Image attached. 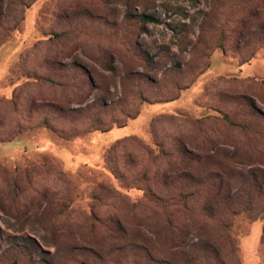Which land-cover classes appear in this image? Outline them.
<instances>
[{"label": "rangeland", "instance_id": "374dc122", "mask_svg": "<svg viewBox=\"0 0 264 264\" xmlns=\"http://www.w3.org/2000/svg\"><path fill=\"white\" fill-rule=\"evenodd\" d=\"M0 264H264V0H0Z\"/></svg>", "mask_w": 264, "mask_h": 264}, {"label": "trees", "instance_id": "16d2710c", "mask_svg": "<svg viewBox=\"0 0 264 264\" xmlns=\"http://www.w3.org/2000/svg\"><path fill=\"white\" fill-rule=\"evenodd\" d=\"M146 18H147V20H149V21H151V20H153V17L152 16H146ZM126 124H122V125H120V126H125Z\"/></svg>", "mask_w": 264, "mask_h": 264}, {"label": "crops", "instance_id": "0c3cea01", "mask_svg": "<svg viewBox=\"0 0 264 264\" xmlns=\"http://www.w3.org/2000/svg\"><path fill=\"white\" fill-rule=\"evenodd\" d=\"M126 127V126H125ZM125 127H123V128H125ZM128 127V126H127Z\"/></svg>", "mask_w": 264, "mask_h": 264}]
</instances>
